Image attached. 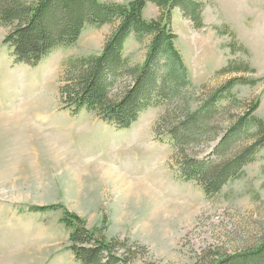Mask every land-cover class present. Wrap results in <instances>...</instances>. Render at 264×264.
I'll return each mask as SVG.
<instances>
[{
    "label": "rangeland",
    "instance_id": "rangeland-1",
    "mask_svg": "<svg viewBox=\"0 0 264 264\" xmlns=\"http://www.w3.org/2000/svg\"><path fill=\"white\" fill-rule=\"evenodd\" d=\"M194 1L203 4V28L195 29L179 9L171 24L191 84L186 103L194 110L208 90L242 78L254 84L235 86L222 105L235 99L240 106L234 111L241 113L259 99L254 116L264 121V0ZM159 15L148 3L144 18ZM112 30L87 26L73 46L31 67L15 62L0 26V264H79L68 250L70 231L60 223L64 211L97 235L125 244L135 258L131 264H206L210 253L234 255L259 245L264 149L241 178L208 198L196 182L180 178L170 140L156 139L164 107L147 109L126 130L86 110L75 115L63 108L59 89L70 62L100 54ZM149 44L130 37L127 61L141 65ZM234 65L248 68L224 74ZM218 142L189 153L206 158ZM247 144L240 136L236 149ZM50 206L60 210L30 211Z\"/></svg>",
    "mask_w": 264,
    "mask_h": 264
},
{
    "label": "trees",
    "instance_id": "trees-1",
    "mask_svg": "<svg viewBox=\"0 0 264 264\" xmlns=\"http://www.w3.org/2000/svg\"><path fill=\"white\" fill-rule=\"evenodd\" d=\"M148 3L160 15L146 20ZM179 9L195 29L203 28V4L194 0H134L129 4L103 3L99 0H0V26L7 30L3 45L18 64L35 67L54 51L73 46L88 26L113 27L100 54L72 60L59 89L64 109L73 114L81 110L95 114L117 130L129 129L151 107H164L154 132L156 139H169L175 149L180 178L196 182L208 198L219 194L230 181L244 174V167L255 162L264 149V121L254 116L260 100L242 107L235 99L228 105L237 85H253L242 78H232L210 89L202 104L194 110L186 103L191 84L172 32V13ZM150 39L141 65H131L125 58L127 40ZM247 66L234 65L225 73H242ZM258 82V81H257ZM188 102V101H187ZM226 133L221 137L225 130ZM240 136L249 144L236 149ZM221 137V138H220ZM243 138V137H242ZM206 158L191 156L192 148L218 141ZM60 207H32V213L52 212ZM70 231L69 251L79 264H131L130 249L116 240L86 228L80 217L64 211L60 221ZM123 250V256L120 251ZM133 257V258H132ZM206 264H264V239L259 245L234 255L210 253Z\"/></svg>",
    "mask_w": 264,
    "mask_h": 264
}]
</instances>
